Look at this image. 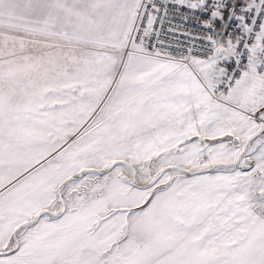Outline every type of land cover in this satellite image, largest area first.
<instances>
[{
    "label": "snow or ice",
    "instance_id": "obj_1",
    "mask_svg": "<svg viewBox=\"0 0 264 264\" xmlns=\"http://www.w3.org/2000/svg\"><path fill=\"white\" fill-rule=\"evenodd\" d=\"M0 264H264V0H0Z\"/></svg>",
    "mask_w": 264,
    "mask_h": 264
}]
</instances>
